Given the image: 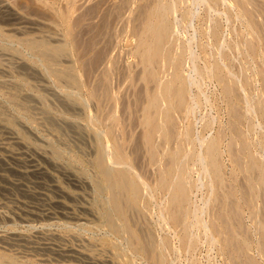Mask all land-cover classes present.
<instances>
[{"label": "rangeland", "instance_id": "obj_1", "mask_svg": "<svg viewBox=\"0 0 264 264\" xmlns=\"http://www.w3.org/2000/svg\"><path fill=\"white\" fill-rule=\"evenodd\" d=\"M0 131V264H264V0H0Z\"/></svg>", "mask_w": 264, "mask_h": 264}, {"label": "bare ground", "instance_id": "obj_2", "mask_svg": "<svg viewBox=\"0 0 264 264\" xmlns=\"http://www.w3.org/2000/svg\"><path fill=\"white\" fill-rule=\"evenodd\" d=\"M158 65V64H157ZM168 93V92H167ZM6 132V131H5ZM9 135H5L2 131H0V166H3V163H6L4 166L13 169V171L19 172L24 176H32L33 178L36 176H40L43 173V169L38 160L35 157L39 156L35 152H31L25 149H17L15 148L14 144H17L14 138L8 137ZM22 146V145H21ZM20 147V146H19ZM33 149V148H32ZM4 151V152H3ZM43 154V153H42ZM44 158V157H43ZM45 159V158H44ZM7 168V169H8ZM13 176V175H12ZM43 176V175H42ZM23 177V176H22ZM40 179V178H39ZM14 180V179H12ZM27 180V179H26ZM22 181V180H21ZM17 182V181H16ZM35 182V181H34ZM75 182V181H74ZM10 183V181H9ZM8 183V184H9ZM22 183V182H21ZM12 184V183H11ZM10 184V185H11ZM16 184V183H14ZM25 184V183H24ZM30 184V183H29ZM76 184V183H75ZM19 185V184H16ZM37 185V184H35ZM22 189L23 185L21 184ZM49 186V185H47ZM55 186V185H54ZM37 187V186H36ZM34 188V187H33ZM39 188V187H38ZM21 189V188H20ZM42 189V188H41ZM44 190V189H43ZM47 190V189H46ZM35 191V190H34ZM51 191V190H50ZM61 191V190H60ZM63 191V190H62ZM27 193V192H26ZM60 193V192H59ZM50 194V193H48ZM57 195V193H56ZM35 195H33L34 197ZM36 198L39 200H43L47 198V194L43 192H39L36 194ZM52 197V196H51ZM54 198V197H53ZM56 198V197H55ZM1 203V202H0ZM32 203V202H31ZM39 203V201L37 202ZM50 203V202H49ZM53 203V202H52ZM44 204V203H43ZM57 204V203H56ZM22 205V204H21ZM24 205V204H23ZM37 205V204H36ZM54 205V204H53ZM52 205V206H53ZM40 206V205H39ZM27 208V206H26ZM28 214L35 213V211L42 212L43 214L50 216L52 213L50 209H40L34 206L28 207ZM46 208V207H45ZM50 208V207H49ZM26 213V214H27ZM56 214V213H55ZM25 215V214H24ZM32 215V214H31ZM33 216V215H32ZM52 218V217H51ZM43 236V235H42ZM46 237V236H45ZM18 238V237H17ZM39 238V237H38ZM5 239V238H4ZM20 239V238H19ZM41 239V238H40ZM44 239V237H43ZM18 240V239H17ZM44 243L41 244L42 247L44 246L47 249H52L56 244H51L52 241L49 237L44 239ZM42 241V240H41ZM19 242V241H18ZM22 242V241H20ZM29 242V241H27ZM23 243V242H22ZM20 244V243H19ZM34 244V243H33ZM38 244V242H37ZM40 245V244H39ZM21 246H25L21 244ZM53 246V247H52ZM63 246V245H61ZM24 248V247H23ZM61 248V247H60ZM44 249V248H43ZM32 251V250H31ZM46 251V250H45ZM68 251V250H67ZM42 252V251H41ZM63 253V252H62ZM54 254V253H53ZM64 254V253H63ZM77 255V254H76Z\"/></svg>", "mask_w": 264, "mask_h": 264}]
</instances>
